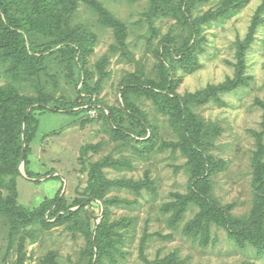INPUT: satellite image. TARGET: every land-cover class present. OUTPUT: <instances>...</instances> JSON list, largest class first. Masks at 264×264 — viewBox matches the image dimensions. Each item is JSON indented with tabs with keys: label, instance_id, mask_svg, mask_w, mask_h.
<instances>
[{
	"label": "rangeland",
	"instance_id": "rangeland-1",
	"mask_svg": "<svg viewBox=\"0 0 264 264\" xmlns=\"http://www.w3.org/2000/svg\"><path fill=\"white\" fill-rule=\"evenodd\" d=\"M14 1L8 16L22 29L27 53L23 60L33 72L14 74L10 69L18 66L19 71V63H0V92L5 89L18 97L25 112L41 101L48 110L38 115L35 136L27 144L28 162L22 157L15 167L5 153L9 127L0 114V204L6 202L27 215L44 197L60 191L68 205L85 186L81 167L100 163L109 180L148 185L139 195L109 188L104 197L116 199L115 203L105 209L96 200L81 211L87 213L91 230L104 216L113 232L114 253L106 256L105 264H149L171 257L174 264H264V253L251 245L237 246L221 227L209 226L206 245L187 237L183 228L199 211L195 203L187 205L177 226L169 225L171 211L166 205L188 196L192 182L179 132L171 125V115L143 95H130L140 120L132 121L122 111L120 94L123 83L132 81L130 75L136 72L128 56L142 58L143 83H161L168 75L175 83L174 93L181 97L242 77L246 84L220 93L219 99L188 107L212 130V146L207 149L215 161L210 195L231 213L248 214L254 198L252 156L259 150V138L264 160L263 111L257 104L264 100V0H249L238 8L229 0H202L189 13L184 11L185 0H167L179 18L173 12L153 16L148 0H97L123 25L120 38L112 26L99 25L91 6L75 0L70 26H85L92 44L62 41L60 29L67 33L71 27L59 29L55 23L50 27L52 36L34 32L21 11L33 0ZM251 28L252 41L238 74V44L248 39ZM184 44L194 47L191 54L197 66L191 72L174 62ZM164 45L172 52H165ZM110 111L124 130L150 140V147L115 136ZM24 129L23 123L21 141L15 145L22 152ZM113 160L122 162L119 168L110 163ZM44 218L53 221L48 213ZM91 246L97 252L86 233L69 224L13 223L0 215V264H90Z\"/></svg>",
	"mask_w": 264,
	"mask_h": 264
},
{
	"label": "trees",
	"instance_id": "trees-1",
	"mask_svg": "<svg viewBox=\"0 0 264 264\" xmlns=\"http://www.w3.org/2000/svg\"><path fill=\"white\" fill-rule=\"evenodd\" d=\"M85 4L91 6L93 11L99 16L98 23L102 27L112 26L116 29L117 37L123 31V25L116 20L97 0H82ZM150 2V14L153 16H167L173 12L178 18L176 11L174 12L167 0H148ZM202 0H185L186 7L184 11L189 13L192 10L193 4ZM233 6L242 7L249 0H229ZM15 4L14 0H0V63L21 65L19 71L17 67H11V72L14 74L23 75L26 71L33 72V66H30L23 59L25 58L26 46L23 32L16 25H13L8 16L9 11ZM70 4V6H69ZM75 0H33L28 7L21 8L22 13H25L26 24L29 29L34 32L43 33L49 36L54 35L51 30V24L62 25V28L70 29L69 35L66 30L60 29L62 41L66 43L74 42L76 44H85L88 41L92 44L93 36L83 25L75 27L70 26L72 12L75 8ZM184 11L181 13L183 14ZM63 21V23H62ZM251 28L248 34V39L238 44L237 59H238V74H241L242 62L244 52L249 47L252 38ZM124 34V33H123ZM187 41L186 43H188ZM82 46H80L81 48ZM188 44H184L179 53L181 54L176 64L182 67L185 72H191L196 66V57L191 53L194 47L187 48ZM85 49V48H84ZM83 49V50H84ZM165 52L171 53L168 45L163 46ZM86 52V51H85ZM168 67V66H167ZM170 69V67H168ZM173 70L175 68L171 67ZM132 81H125L120 90L123 97V109L132 121L139 122V113L131 100L130 95L146 96L151 99L153 104L163 114L171 115V125L175 128L180 135V148L187 158V163L190 166V180H192L190 193L186 197H179L181 200L177 203H169L166 205V211H171L169 217V225L175 227L178 225L186 210L187 205L195 203L199 211L195 214L192 220L187 223L184 228V234L194 239L199 238L201 244H205L209 239V226L215 225L223 228L228 237L239 247L251 245L259 254L264 253V160L262 158L263 150L261 138L257 139L258 149L252 156V186L254 188V198L251 209L248 214L235 215L231 213L226 207L217 204L213 197L210 195L211 181L209 178L210 173L214 170L215 161L213 157L207 153V149L212 146L210 142L212 130L208 128L199 118H197L190 111L188 105L206 103L213 99H219V94L231 91L247 82L236 75L234 79H227L226 81L217 85H210L205 90L196 92L193 95L185 97L178 96L174 93L173 89L175 83L168 79V75L161 80V83L148 81L143 83L141 81L142 73L133 72L130 75ZM5 93H4V92ZM0 92V114L7 120L9 131L6 134V146L4 147L5 153L14 167L23 157L25 162H28V146L27 144L33 140L36 131V123L38 115L48 110L44 106V101L38 102L39 104L31 108L28 112L23 111L25 107L22 106L18 97L8 94L4 89ZM25 105L28 101L24 100ZM256 104V103H255ZM257 104L262 109L263 125H264V100H257ZM56 109V108H55ZM58 110V109H56ZM138 115V116H137ZM111 129L115 136L124 138L126 141H133L137 145L143 147H150V140L137 139L131 132L124 130L119 126L118 121L112 117L110 111ZM24 123V141L25 149L22 152L21 146H15L16 142L21 141V126ZM264 128V126H263ZM146 131H143V136ZM262 134H264V129ZM261 134V136H262ZM259 135V134H258ZM140 136V135H137ZM141 136V137H143ZM17 147V148H16ZM110 160V158H108ZM114 167L120 166L122 162L113 160L110 162ZM108 164V163H107ZM103 165L100 163H89L81 167V171L85 174V186L80 192L81 196L75 198L70 204H66L60 196V191L55 192L53 196H46L40 204L31 210L27 215L20 214L19 209L16 207H9V204L3 202L0 204V215H5L8 220L13 223L39 222L45 227H52L58 224H69L74 228H79L86 233V237L91 245H94L97 252H94L93 246L90 247V264H105V258L113 257L114 238L112 230L107 226L106 218L103 216L98 223L94 225L91 230L89 217L87 213L81 215V211L89 203H94L100 200L105 209L111 203H115L116 199L108 200L104 197L109 188H124L132 192L134 195H139L140 191L148 185L145 182L133 180H109L104 176L101 168ZM119 168V167H118ZM117 168V169H118ZM73 206H78L76 210H70ZM48 213V218H53L52 223L47 221L44 217ZM106 216V211L103 212ZM121 225V223H120ZM124 225H127L124 223ZM119 226V222L116 223ZM94 256V257H93ZM175 257L166 258L164 261H159L149 264H174Z\"/></svg>",
	"mask_w": 264,
	"mask_h": 264
},
{
	"label": "water",
	"instance_id": "water-1",
	"mask_svg": "<svg viewBox=\"0 0 264 264\" xmlns=\"http://www.w3.org/2000/svg\"><path fill=\"white\" fill-rule=\"evenodd\" d=\"M129 60L134 64V69L136 72H142V58L136 59L134 57L128 56Z\"/></svg>",
	"mask_w": 264,
	"mask_h": 264
}]
</instances>
